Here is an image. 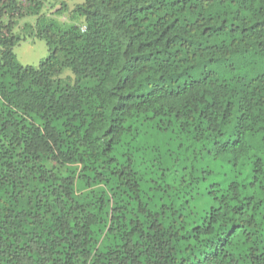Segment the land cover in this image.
Masks as SVG:
<instances>
[{"label":"trees","instance_id":"16d2710c","mask_svg":"<svg viewBox=\"0 0 264 264\" xmlns=\"http://www.w3.org/2000/svg\"><path fill=\"white\" fill-rule=\"evenodd\" d=\"M47 3L0 0V264H264V0ZM175 128L249 177L190 227L145 201L200 193L198 153L140 152Z\"/></svg>","mask_w":264,"mask_h":264},{"label":"rangeland","instance_id":"374dc122","mask_svg":"<svg viewBox=\"0 0 264 264\" xmlns=\"http://www.w3.org/2000/svg\"><path fill=\"white\" fill-rule=\"evenodd\" d=\"M62 1H64L69 8H72L75 4L84 0ZM47 6L52 7L53 1L48 0ZM68 15L69 13L66 12L65 16L62 17V20H65ZM36 18V16H26L25 18L20 19L15 29V33L19 34V36L21 37L20 42L14 48L18 60L23 64L33 66H38L41 60L49 55V49L46 41L36 37L34 31L32 32L31 29L23 28V24L25 23V21L30 22L31 24H35ZM178 142L181 144V150L183 151L182 157H186V155L188 154L189 158H191L193 154L198 153L197 158H195L196 170L194 172L195 175L203 178L200 183L201 190L198 197L195 200H189L190 206L188 203L183 204V202H185L186 200L145 201H148L151 205L155 203H159L158 205L160 206L164 205V208H160L158 209V211H162V213H160V218L165 224H168L170 221L176 218L178 214H183L184 216H186V221L189 223L188 227H190L191 225L199 223L201 221V217L205 213V210L208 209L211 204L216 202L215 200H212L211 194H206V191L210 189V185L212 182L220 181L223 183V185H226L233 179L246 182L249 177H246V172L243 170L240 173L237 172L236 168L233 166V163L229 158L216 159L208 151L201 150V142L197 141L189 144V140L185 138L182 139V137H180L176 128L167 130L163 132V134L161 133L158 136H151L150 133H146L142 136L138 144L141 147L140 152H144L146 160L150 161L149 156L151 155L152 146L159 145L162 152L165 153L172 147L175 148L178 145ZM141 173L146 179L156 177L152 173L151 168L142 169ZM245 177L246 179H244ZM143 191L147 195L152 193V191L146 187L143 189ZM172 207L177 211L175 214H173L172 212ZM155 208L157 210V207ZM178 220L181 219L178 218Z\"/></svg>","mask_w":264,"mask_h":264},{"label":"clouds","instance_id":"9594fccd","mask_svg":"<svg viewBox=\"0 0 264 264\" xmlns=\"http://www.w3.org/2000/svg\"><path fill=\"white\" fill-rule=\"evenodd\" d=\"M52 1H53V5H55L56 7H59L61 3L66 4V3H65L64 1H62V0H52ZM54 1H55V2H54ZM84 1H85V0H84ZM84 1L79 2V3H77V4L83 3ZM77 4H75V5H77ZM75 5H74V6H75ZM66 6H67V5H66ZM74 6H73L72 8H74ZM67 7H68V6H67ZM68 8H69V7H68ZM72 8H69V10L72 9ZM19 20H20V19H19ZM19 20H18V23H19ZM25 22H27V21H25ZM35 22H36V19H35ZM24 24H25V23H24ZM24 24H23V25H24ZM16 27H17V26H16ZM82 29L85 30V29H86L85 26H83ZM16 34H17V33H16ZM18 35H19V34H18Z\"/></svg>","mask_w":264,"mask_h":264}]
</instances>
